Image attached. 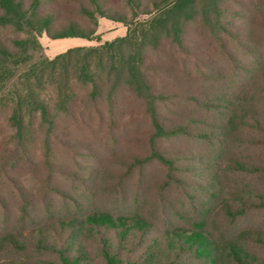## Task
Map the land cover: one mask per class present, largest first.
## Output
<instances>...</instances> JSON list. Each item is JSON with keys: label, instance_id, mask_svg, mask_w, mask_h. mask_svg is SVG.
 <instances>
[{"label": "trees", "instance_id": "16d2710c", "mask_svg": "<svg viewBox=\"0 0 264 264\" xmlns=\"http://www.w3.org/2000/svg\"><path fill=\"white\" fill-rule=\"evenodd\" d=\"M119 1L0 0V28L14 25L17 29L26 27L31 35L47 32L52 38L94 39L97 37L100 17L126 21L117 14ZM125 1L137 3L140 0ZM223 1L167 0L162 9L128 28L125 35L100 45L71 47L54 58L45 57L34 63L25 75L26 94L20 97L12 115L16 132L22 134L27 127L23 115V103L27 102L29 111H38L47 124L48 133H51L56 128L53 110H69V104L76 95L72 84L68 82L76 62L79 65L76 78L83 84L91 85V93L95 96L102 94L105 84H109L108 93L111 97L121 85L127 86L143 101L154 131L149 153L133 156L129 163L123 164L126 176L137 165L143 171L147 162L158 160L167 166V180L158 191L172 183H179L183 191L182 205L193 211L194 219L190 222L176 221L170 213L158 215V208H174L171 198L168 199L161 192L153 200L143 198L140 191L145 192L147 188L141 185L135 186L133 196L121 198L124 195V179L117 182L113 179L119 185H114L115 195L109 193V204L124 209L114 211L109 206L100 208L97 198H94L96 189L93 191L91 188L96 185L97 176L104 174L97 166L90 174L89 189L80 190L78 195L73 192L69 198L63 197V205L69 210L67 213L52 215L47 212L49 215L45 220L27 224L24 220L32 217L29 216L31 202L21 191L23 221L18 220L8 227L0 225V249L17 254L25 251L37 254L21 259V264H264V227L249 223L252 214H264V192L242 188L228 196L223 180L225 170L233 173H264V163L249 155L250 145L264 147V107L252 98L259 99L257 94L244 93L241 89L237 91L239 86L235 84L239 81L235 73L244 74L248 69L244 64L239 66L232 80H227L226 75L217 72L216 81L224 90L223 94L220 91L221 95H208L204 91L201 99L198 96L190 97L201 111L218 113L212 120L201 113L188 118L184 124L170 127L161 117V105L168 103L171 94L155 86L152 77L157 76V70L148 59L149 51L164 50L163 39H168L183 50L197 53L195 43L190 44L186 22L196 17L199 6L218 8ZM238 1H242V6L250 3L257 5L256 0ZM258 1L263 7L253 10L250 20L251 24L255 22L256 26L264 29V0ZM212 17L209 16L208 20L217 22L214 31L220 34L225 32L226 25L222 26L219 22V15ZM230 31V39L236 40L238 44L254 43L256 40L253 29L245 40L240 38V34ZM15 43L22 46L26 41L21 39ZM18 55L0 42V70L8 69L10 63L22 62L16 58ZM13 58L16 59L12 62ZM60 69L62 71L59 74L64 76L65 84L59 87L60 99L53 108L49 102L35 99L33 78L40 80L44 73L50 71L54 75ZM255 69L256 66L250 70L254 73ZM166 71L176 77L173 66H164V73ZM243 85H248V81H240V87ZM259 87L260 96L264 99V82ZM173 95L179 99L185 97L181 93ZM113 115L114 111L110 114L111 129L115 126ZM188 122L191 127L187 126ZM185 131L192 132L200 144L213 149L209 157L211 164L202 165L193 161L186 167L182 166V150L174 148L172 153H168L167 149L160 146V139L177 137ZM232 147L238 149L230 159L229 169L227 166L224 168L220 164L221 158L226 153L232 154ZM181 159L185 157L181 156ZM197 171L200 175H196ZM144 207L148 209L146 212L141 210ZM216 207L218 209L212 215ZM0 217L7 221L5 209ZM31 220L34 221L33 218ZM160 220L169 221L170 225L157 224L156 221ZM210 223L216 229L208 228Z\"/></svg>", "mask_w": 264, "mask_h": 264}, {"label": "rangeland", "instance_id": "374dc122", "mask_svg": "<svg viewBox=\"0 0 264 264\" xmlns=\"http://www.w3.org/2000/svg\"><path fill=\"white\" fill-rule=\"evenodd\" d=\"M166 1L140 0L137 3L135 1L129 3L120 0L116 6L117 14L126 21L100 17L97 37L94 39L52 38L47 32L31 35L26 27L17 29L14 25L0 28V42L7 46L10 52L19 54L17 59L23 60L18 64H8L5 71L0 70V216L4 209L8 216L7 221L0 217L2 227L12 226L18 220L23 221L21 191L31 202L29 216L32 217L24 220L27 224L45 220L49 215L47 212L52 215L67 213L69 210L63 205V197L69 198L73 192L78 195L80 190L89 189L90 174L97 166L104 174L97 176V183L91 188L93 191L96 189L94 198H97L100 208L109 206V209L114 211L124 209L122 206L112 207V203L109 204V196L116 194L114 185H119L116 182L124 179L125 182L122 184L124 195L121 198L133 196L135 186L141 185L147 188L145 192L140 191L143 198L153 200L160 192L168 199L171 198L174 208H158V215L170 213L176 221L178 219L190 222L194 219L193 211L182 205L183 191L179 183H172L166 189L158 191L167 180V166L158 160L147 162L143 171L137 165L129 176H126L123 164L129 163L133 156L138 154L144 156L149 153L151 134L154 131L143 101L127 86L121 85L111 97L108 93L109 84H105L102 94L95 96L91 93V85L83 84L76 78L79 71L76 62L68 81L76 95L69 104V110H53L52 117L56 128L51 133H48L47 124L43 122L40 113L29 111L30 106L27 102L23 103L24 123L27 127L22 134L16 132L12 120L17 102L26 94L25 75L34 63L45 57L54 58L71 47L100 45L107 40L125 35L128 28L152 17L162 9ZM260 2L256 0L257 5L250 3L242 6V1L240 3L238 0H224L218 8L199 6L196 17L186 22L190 44L195 43L197 53L183 50L168 39H163L164 50L149 51L148 59L152 63L148 64L151 63L157 70V76L152 77L155 86L158 90L165 89L171 94L168 103L161 105V117L167 126L184 124L188 118L201 113L212 120L218 113L201 111L190 97L198 96L201 99L204 91L208 95L220 94V91L223 94V86L216 81L215 74L220 72L227 76V80H232L234 72L239 70L242 64L248 71L244 74L235 73L239 76V81L235 83L239 86L236 88L237 91L241 89L244 93L257 94L259 99L252 98L264 107L259 87L260 83L264 82V29L256 26L255 22L251 24L250 20L251 12L263 7ZM212 15H219V22L222 26L226 25L225 32L220 34L214 31L217 22L208 20L209 16L213 18ZM229 29L240 34L242 40H245L253 29L256 40L254 43L238 44L236 40L230 39ZM21 39L25 40L26 44L19 46L15 42ZM15 59L13 58L12 62ZM164 66H173L176 77L169 75L167 71L164 73ZM255 66L253 73L250 69H254ZM61 71L58 70L57 73H53L54 75H51L50 71L46 72L40 80L33 78V94L36 100H45L54 108V103L60 99L59 87L65 84L64 76L59 74ZM240 81L244 83L248 81V85L240 87ZM174 91L185 97L179 99L173 95L177 94L173 93ZM113 111L115 126L111 129L110 114ZM190 122L196 126L192 120ZM191 123L187 126L191 127ZM193 136L192 132L185 131L177 137L160 139L159 144L167 149L168 153H172L174 148L182 150L180 154L182 166L186 167L193 161L202 165L211 164L212 160L209 162V157L212 156L213 149L200 144V140ZM249 147L250 157L264 163V147L252 145ZM237 149L232 147V154L226 153L221 158L220 164L224 168L225 166L228 168L230 159ZM181 156L185 159L182 160ZM196 175H200L199 171ZM113 179H116V182ZM223 180L228 196L242 188H254L264 192V173H233L225 170ZM217 209L216 207L213 210L212 215ZM141 210L146 212L148 209L144 207ZM249 221L251 224L264 227V214L262 212L252 214ZM156 222L170 225L169 221ZM208 228L216 229L213 223H210ZM35 255L37 256L27 251L17 254L8 249H0V264H21V259L25 260Z\"/></svg>", "mask_w": 264, "mask_h": 264}]
</instances>
